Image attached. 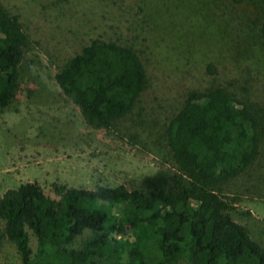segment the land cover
Instances as JSON below:
<instances>
[{
    "label": "rangeland",
    "instance_id": "1",
    "mask_svg": "<svg viewBox=\"0 0 264 264\" xmlns=\"http://www.w3.org/2000/svg\"><path fill=\"white\" fill-rule=\"evenodd\" d=\"M19 16L24 48L15 98L0 109V196L20 182L157 189L177 172L165 140L189 92L217 86L264 113L263 15L249 1L0 0ZM116 42L140 59L148 81L131 112L109 130L92 128L55 82L56 72L90 41ZM228 211L264 249V142L252 166L223 185ZM30 246L36 237L27 230ZM145 228L120 239L119 264ZM0 264H21L14 245ZM168 264H189L174 261Z\"/></svg>",
    "mask_w": 264,
    "mask_h": 264
},
{
    "label": "trees",
    "instance_id": "2",
    "mask_svg": "<svg viewBox=\"0 0 264 264\" xmlns=\"http://www.w3.org/2000/svg\"><path fill=\"white\" fill-rule=\"evenodd\" d=\"M231 1H249L264 17V0ZM258 33L264 47V18ZM29 43L19 16L0 3V109L15 98ZM147 81L132 49L100 40L55 74L85 122L105 130L133 110ZM165 140L177 172L164 188L53 183L51 195L38 182L22 181L7 189L0 196V249L14 245L21 264H119L118 236L145 228L126 264H264V249L232 219L234 199L222 192L257 159L264 113L217 86L192 91L166 125Z\"/></svg>",
    "mask_w": 264,
    "mask_h": 264
}]
</instances>
